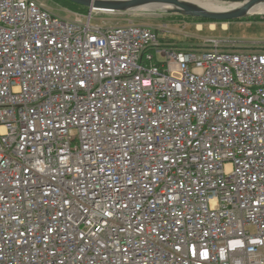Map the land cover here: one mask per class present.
<instances>
[{"label":"built area","instance_id":"2783aa9c","mask_svg":"<svg viewBox=\"0 0 264 264\" xmlns=\"http://www.w3.org/2000/svg\"><path fill=\"white\" fill-rule=\"evenodd\" d=\"M91 19L0 0V264H264V51Z\"/></svg>","mask_w":264,"mask_h":264},{"label":"rangeland","instance_id":"374dc122","mask_svg":"<svg viewBox=\"0 0 264 264\" xmlns=\"http://www.w3.org/2000/svg\"><path fill=\"white\" fill-rule=\"evenodd\" d=\"M56 16L84 21L92 15V24H124L133 21L151 26L161 33L165 45L204 49L218 42L221 49L237 51H264V14L247 15L239 19L215 21L186 16L168 7L138 8L125 12L89 11L69 0H39ZM224 6L234 0H215ZM244 1V0H240ZM263 17V18H262Z\"/></svg>","mask_w":264,"mask_h":264},{"label":"water","instance_id":"95a60500","mask_svg":"<svg viewBox=\"0 0 264 264\" xmlns=\"http://www.w3.org/2000/svg\"><path fill=\"white\" fill-rule=\"evenodd\" d=\"M86 7L89 11L125 12L146 7H169L173 12L193 17H200L215 21L239 19L249 15V10L264 0H234L238 6L223 11H211L197 6L188 0H69Z\"/></svg>","mask_w":264,"mask_h":264},{"label":"bare ground","instance_id":"6f19581e","mask_svg":"<svg viewBox=\"0 0 264 264\" xmlns=\"http://www.w3.org/2000/svg\"><path fill=\"white\" fill-rule=\"evenodd\" d=\"M189 2L203 7L207 10L211 11H223V10H229L232 9L236 6H238L240 3H232L231 2H226L224 6L218 1L215 0H188ZM147 8H152V7H147ZM167 8V7H165ZM169 8V7H168ZM263 15L264 14V3H259L256 6H254L251 10H249V15Z\"/></svg>","mask_w":264,"mask_h":264},{"label":"trees","instance_id":"16d2710c","mask_svg":"<svg viewBox=\"0 0 264 264\" xmlns=\"http://www.w3.org/2000/svg\"><path fill=\"white\" fill-rule=\"evenodd\" d=\"M263 18V17H262ZM160 40L164 41L165 39L164 38H160Z\"/></svg>","mask_w":264,"mask_h":264}]
</instances>
